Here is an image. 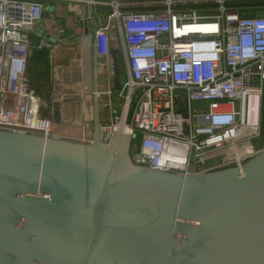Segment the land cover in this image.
Masks as SVG:
<instances>
[{
    "label": "built area",
    "instance_id": "1",
    "mask_svg": "<svg viewBox=\"0 0 264 264\" xmlns=\"http://www.w3.org/2000/svg\"><path fill=\"white\" fill-rule=\"evenodd\" d=\"M46 1L55 0H0V131L59 138L28 76L32 51H53L62 41L31 39ZM64 1L109 8L80 13L84 22L97 21L101 145L122 134L134 165L186 174L238 167L264 148L255 146L264 104V0ZM81 96L76 141L92 144V95Z\"/></svg>",
    "mask_w": 264,
    "mask_h": 264
},
{
    "label": "water",
    "instance_id": "2",
    "mask_svg": "<svg viewBox=\"0 0 264 264\" xmlns=\"http://www.w3.org/2000/svg\"><path fill=\"white\" fill-rule=\"evenodd\" d=\"M96 30L94 19L83 87L93 143L0 131V264H264V148L238 167L186 174L134 165L122 134L101 145ZM80 71L51 58L54 124L79 97Z\"/></svg>",
    "mask_w": 264,
    "mask_h": 264
},
{
    "label": "crops",
    "instance_id": "3",
    "mask_svg": "<svg viewBox=\"0 0 264 264\" xmlns=\"http://www.w3.org/2000/svg\"><path fill=\"white\" fill-rule=\"evenodd\" d=\"M120 1H141V0H120ZM47 9L43 15L42 20L38 23L35 34L38 37H51L52 41H62L58 43V46L53 50L49 51V62L51 67L52 62L61 67H81V73L83 76L82 84L79 85L75 93L82 92L85 87L92 89L93 78H92V60L90 55V66H86L87 60L86 56L91 54V47L87 43V31L88 28L92 27L88 22H84L80 18V13L82 14H92L91 5L89 4H79L76 5L74 2L55 0L50 1L47 4ZM106 12L104 10H97L100 14ZM41 32L39 34L38 32ZM29 67V66H28ZM88 67V68H87ZM102 81H100L99 86H101ZM67 105L63 109V119L64 124H55V131L58 128H63L59 130V138L76 140L82 136L81 131V105L80 103L66 102ZM52 118V112H51ZM76 127L80 129L79 136H68L70 129ZM66 132V133H65ZM65 133V134H64ZM73 135L75 133H72Z\"/></svg>",
    "mask_w": 264,
    "mask_h": 264
},
{
    "label": "rangeland",
    "instance_id": "4",
    "mask_svg": "<svg viewBox=\"0 0 264 264\" xmlns=\"http://www.w3.org/2000/svg\"><path fill=\"white\" fill-rule=\"evenodd\" d=\"M86 60H87V64L86 66H90V54L86 56ZM28 76L31 80V84L33 87L36 88L37 92L39 93V95L42 98V111L43 112H52V95H53V82L51 81V77H52V72H51V67H50V73L48 75L43 74V71L45 70L44 67H42V65H39L38 63H34V62H29V67H28ZM88 68V67H87ZM123 64L122 62L120 63V72L122 74V78L124 79L123 76ZM76 95H78V99H74L71 100L74 103H78L81 102L82 103V96L81 93H75ZM81 112H80V116H81ZM263 117H264V104H263ZM81 119V118H80ZM264 119V118H263ZM81 123H82V119H81ZM81 125V124H80ZM63 130V128H58L56 130V133L59 134V130ZM71 131L68 132V134L66 133V135L68 136H79L80 137V129L73 127L72 129H70ZM81 131H82V125H81ZM91 131H93V128L91 127ZM64 133V134H65ZM72 133H75L74 135ZM76 141V140H75ZM264 143V136L262 137V139H258V143H257V139L255 140V146L256 144H263ZM262 146V145H260Z\"/></svg>",
    "mask_w": 264,
    "mask_h": 264
},
{
    "label": "trees",
    "instance_id": "5",
    "mask_svg": "<svg viewBox=\"0 0 264 264\" xmlns=\"http://www.w3.org/2000/svg\"><path fill=\"white\" fill-rule=\"evenodd\" d=\"M38 38L39 37L35 33H33L31 35V39L34 43L38 40ZM29 62H34L36 64L38 63L39 65H42V67L45 68V70L43 71V74L48 75L50 73V62H49V51L48 50L38 51V50L34 49L31 53L30 58H29ZM33 88L36 90L35 87H33ZM263 118L264 117L262 114L261 135L258 139H262V137L264 136V119ZM258 139H257V143H258ZM260 145H262V146H260ZM256 146L258 148H263L264 143L263 144H256Z\"/></svg>",
    "mask_w": 264,
    "mask_h": 264
},
{
    "label": "bare ground",
    "instance_id": "6",
    "mask_svg": "<svg viewBox=\"0 0 264 264\" xmlns=\"http://www.w3.org/2000/svg\"><path fill=\"white\" fill-rule=\"evenodd\" d=\"M99 71H103V69H102V68H100V69H99ZM91 99H92V98H91Z\"/></svg>",
    "mask_w": 264,
    "mask_h": 264
}]
</instances>
